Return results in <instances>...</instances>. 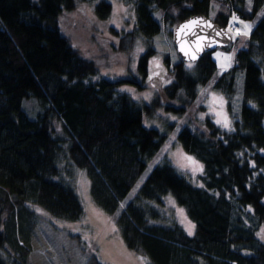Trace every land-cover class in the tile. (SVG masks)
Segmentation results:
<instances>
[{
	"label": "trees",
	"instance_id": "16d2710c",
	"mask_svg": "<svg viewBox=\"0 0 264 264\" xmlns=\"http://www.w3.org/2000/svg\"><path fill=\"white\" fill-rule=\"evenodd\" d=\"M77 1L0 0V264H32L33 204L63 220L84 214L67 162L86 167L94 200L114 213L166 139L165 130L149 124L157 109L185 111L217 67L207 49L188 61L192 68L181 55L173 64L166 56L162 77H148L152 37L162 21L173 37L174 26L185 17L211 16L213 0H133L135 27L110 30L118 38L114 48L125 52L139 44L140 33L149 38L135 75L94 79L97 62L82 53L59 22ZM215 1L211 17L223 26L232 9L255 19L234 63L214 82L233 99L243 75L240 114L231 129L209 115L181 125L175 138L201 163L198 179L164 154L115 215L126 245L143 253L149 264H264V238L258 235L264 225V0ZM111 9L110 0L95 5L99 17ZM146 79L155 88L148 100L122 90L123 82L143 87ZM31 95L41 102L35 116L22 106L23 97ZM229 108L233 113L231 103ZM56 121L62 133L55 130ZM167 193L193 221L191 234L165 216ZM80 264L106 263L90 251Z\"/></svg>",
	"mask_w": 264,
	"mask_h": 264
},
{
	"label": "rangeland",
	"instance_id": "374dc122",
	"mask_svg": "<svg viewBox=\"0 0 264 264\" xmlns=\"http://www.w3.org/2000/svg\"><path fill=\"white\" fill-rule=\"evenodd\" d=\"M100 0H78L71 9L66 10L59 18L61 29L72 42L78 46L85 56L94 59L99 71L93 77L106 75L112 78L117 76L135 75V66L139 54L144 48L145 41L149 38L141 33L137 37V46L131 52H125L114 48L112 44L117 41V36L110 30L115 26L120 31L133 29L136 25V12L133 0H110L112 9L108 16L99 17L96 14L95 5ZM217 1L212 3L210 15L213 16ZM264 10V6H263ZM240 23L241 32L245 31L244 24L253 26L254 20L240 15L234 16ZM233 17H230L231 23ZM227 25L231 31V26ZM252 28V27H251ZM251 31V29H250ZM249 31V33H250ZM249 35H234L227 47L212 49V55L216 59L217 67L212 76L198 86V94L193 103L185 111L175 112L162 107L149 121L150 125L160 127L167 132L162 146L147 161V165L141 172L136 183L129 190L126 197L121 200L131 199L138 191L139 186L151 170L159 162L162 155H167L172 162L193 179H198L202 165L194 158L188 156L182 149L175 136L181 125L192 124L190 119L211 116L216 122L219 120L223 128L231 129L235 116H239L243 99V75L238 77L234 98L231 99L222 89L216 87L214 82L219 75L231 66L235 61L236 51L245 43ZM152 45L155 51L150 57L148 77H162L167 67L166 56L171 64L180 58V54L173 42V37L167 34L165 22L162 21L161 30L152 37ZM225 57H231L226 61ZM192 68V64L186 62ZM222 65H224L222 67ZM145 86L140 87L133 83L123 82L122 90H127L135 99L148 100L154 94L155 88L151 81L145 80ZM205 107H199L200 104ZM229 103L232 104L231 112ZM22 106L31 116H35L41 109L40 100L34 96H26L22 99ZM148 115H145L147 123ZM225 119L228 121L225 126ZM55 130L62 133L63 128L59 121L55 123ZM177 137V136H176ZM191 159H188V158ZM70 167L69 179L77 187V191L83 201L85 212L76 220H63L49 213L48 210L33 204L37 208L35 214L36 227L31 238V250L29 261L32 264H80L90 251H94L106 264H149L148 258L141 252L129 248L116 225L114 218L121 206L114 213L104 211L94 200L91 193V179L86 167L67 162ZM68 170V169H67ZM162 204L165 216L168 219L178 220L188 230L189 224L194 225L188 217L184 207L180 205L173 194L164 195ZM193 230V228H192ZM70 232L74 235L71 236ZM258 235L264 236V225L258 230ZM143 258V259H142Z\"/></svg>",
	"mask_w": 264,
	"mask_h": 264
},
{
	"label": "water",
	"instance_id": "95a60500",
	"mask_svg": "<svg viewBox=\"0 0 264 264\" xmlns=\"http://www.w3.org/2000/svg\"><path fill=\"white\" fill-rule=\"evenodd\" d=\"M193 20H202L205 23L190 26L178 34V30L182 25ZM208 24L211 27H208ZM231 40V32L204 13H195L185 17L173 29L174 44L184 60H196L207 49L224 47ZM193 57L195 58L193 59Z\"/></svg>",
	"mask_w": 264,
	"mask_h": 264
},
{
	"label": "snow or ice",
	"instance_id": "6c2138e0",
	"mask_svg": "<svg viewBox=\"0 0 264 264\" xmlns=\"http://www.w3.org/2000/svg\"><path fill=\"white\" fill-rule=\"evenodd\" d=\"M250 2H251V0H249V3H250ZM233 20L236 21L237 18H236V17H233ZM201 23H205V22L202 21V20H193V21H189L187 24L182 25V26L180 27V29L178 30V34H179V32H182V31H184L185 29L189 28L190 26L198 25V24H201ZM240 23H243V22L240 21ZM208 27H211V25L208 24ZM251 27H252V26H251L250 24H244V29H245V31L241 32L240 29H237V30H236V34H237V35H244V36H247V35H249V31H250ZM182 50H183V49H182ZM194 58H195V57H193V59H194ZM230 59H231V57H225V60H226V61H228V60H230ZM223 66H224V65H222V67H223ZM217 123H220V121L218 120ZM227 124H228V121L225 119V126H227ZM188 159H191V158L189 157ZM192 228H194V225L189 224V228H188V230H189V234H191ZM262 238H264V236H262ZM142 259H143V258H142Z\"/></svg>",
	"mask_w": 264,
	"mask_h": 264
}]
</instances>
